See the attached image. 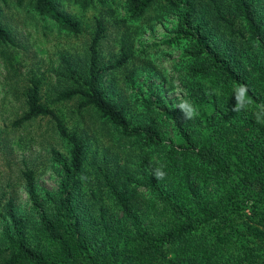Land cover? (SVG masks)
Wrapping results in <instances>:
<instances>
[{"label": "trees", "instance_id": "1", "mask_svg": "<svg viewBox=\"0 0 264 264\" xmlns=\"http://www.w3.org/2000/svg\"><path fill=\"white\" fill-rule=\"evenodd\" d=\"M75 1L86 8L95 0ZM96 1L105 4L108 0ZM161 1L184 9L176 33L168 41L184 43L187 79L198 82L190 90L197 116L192 120L174 116V136L167 140L159 121L151 116L152 102H143L144 114L149 117L131 123L124 109L99 85L102 75L126 62L128 54L101 65L97 46L104 30L99 26L89 44L86 77L57 99L76 96L79 107L93 108L118 129L120 138L132 149L128 154L137 152L142 176L134 180L135 185L127 184L119 180L120 174H126L119 167L114 169L115 179L98 168L104 197L100 200L90 190L94 200L83 198L86 141L68 131L56 112L40 101L39 81L30 78L23 91L26 111L16 124L48 116L67 144L68 155L53 151L62 174L49 206L40 200L33 171L23 172L35 220L28 224L16 213L13 201H8L0 264H264L261 0H230L229 18L217 0H210L218 18L198 22L194 21L192 0H127L126 18L138 19L150 5ZM29 2L42 19L79 32L78 21L58 12L55 0ZM221 17L228 18L227 22ZM234 18L243 22V30L233 25ZM218 19L225 23L222 32L215 27ZM234 39L244 40V47L238 48ZM0 43L5 48L15 46L1 22ZM250 47L254 50L248 53ZM4 53L8 58V52ZM241 84L247 86L251 103L236 113L231 110L233 94ZM157 167L166 172L159 181L153 176Z\"/></svg>", "mask_w": 264, "mask_h": 264}, {"label": "rangeland", "instance_id": "2", "mask_svg": "<svg viewBox=\"0 0 264 264\" xmlns=\"http://www.w3.org/2000/svg\"><path fill=\"white\" fill-rule=\"evenodd\" d=\"M55 1L58 12L78 21L77 34L64 30L53 20L42 19L31 9L29 0H0V22L15 42L12 48L0 43V248L5 244L8 201H13L16 213L28 220V224L35 220L23 172L33 171L40 200L49 206V199L59 190L62 174L53 151L68 155L67 144L48 116L16 124L26 111L23 91L30 78L39 81L40 101L56 112L68 131L86 141L82 196L91 200L94 199L89 195L90 190L100 200L105 194L98 168L107 170L115 179L114 169L119 167L121 173H126L120 174L119 180H126L127 184L135 185L134 180L142 176L137 152L128 154L132 149L120 138L118 129L105 122L93 108L79 107L76 96L63 101L57 99L61 92L76 87L86 77L89 44L97 28L101 26L104 30L97 46L101 65L114 63L124 52L128 54L126 62L102 75L99 85L124 109L131 123L149 117L144 114L143 102H152L151 116L159 121L166 140L171 139L175 130L173 118L183 115L176 105L181 100L191 102L190 90L198 84L187 79V61L182 55L184 43L168 41L175 35L177 22L184 14L182 7L156 2L140 18L128 20L127 0H108L105 4L95 0L86 8L75 0ZM192 1L195 22L218 18L210 0ZM217 2L229 18L226 10L230 0ZM260 5L264 10V0ZM221 18L224 22L228 20ZM224 22L219 20L215 25L218 31L225 28ZM232 23L244 29L239 19H232ZM234 44L244 47V40L234 39ZM2 50L8 52V58ZM253 50L247 48L248 53ZM140 190L146 194L143 187Z\"/></svg>", "mask_w": 264, "mask_h": 264}, {"label": "clouds", "instance_id": "3", "mask_svg": "<svg viewBox=\"0 0 264 264\" xmlns=\"http://www.w3.org/2000/svg\"><path fill=\"white\" fill-rule=\"evenodd\" d=\"M233 97L235 99V105L231 110L236 113L246 109L251 103V100L248 97V88L246 85L241 84L236 87L234 89ZM176 107L182 112L185 120H192L197 116L196 107L187 100H181ZM153 176L157 181H159L166 177V172L161 167H157Z\"/></svg>", "mask_w": 264, "mask_h": 264}]
</instances>
